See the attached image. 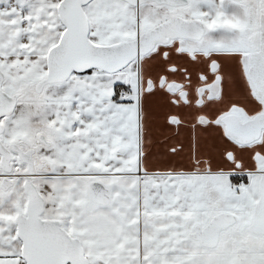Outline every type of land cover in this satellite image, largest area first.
Segmentation results:
<instances>
[{"label": "snow or ice", "instance_id": "obj_1", "mask_svg": "<svg viewBox=\"0 0 264 264\" xmlns=\"http://www.w3.org/2000/svg\"><path fill=\"white\" fill-rule=\"evenodd\" d=\"M0 264H264V0H0Z\"/></svg>", "mask_w": 264, "mask_h": 264}]
</instances>
